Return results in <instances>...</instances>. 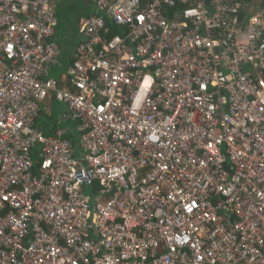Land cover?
<instances>
[{"label": "built area", "instance_id": "1", "mask_svg": "<svg viewBox=\"0 0 264 264\" xmlns=\"http://www.w3.org/2000/svg\"><path fill=\"white\" fill-rule=\"evenodd\" d=\"M53 1L0 0V264H264V8L97 0L64 82Z\"/></svg>", "mask_w": 264, "mask_h": 264}, {"label": "rangeland", "instance_id": "2", "mask_svg": "<svg viewBox=\"0 0 264 264\" xmlns=\"http://www.w3.org/2000/svg\"><path fill=\"white\" fill-rule=\"evenodd\" d=\"M85 4V0H70V2H61L60 7L55 8L54 13L57 12L56 15L60 20L57 31V38L59 39L58 43L60 51H62V53L60 54L59 61L62 62V64L64 65L67 64L66 62L68 59V53L70 54L73 49L75 50L74 46H76V42L78 41L79 36L77 32L79 26V19L77 16H82L79 12L81 10V7ZM53 70L55 71L57 69L53 68ZM51 77H54V72L52 73ZM64 110L65 105L56 101L52 108L54 116H49L47 113L41 114V121H47L48 123H52L53 126L57 125L59 122H63L62 126H65L66 124H73L72 120L62 119V114Z\"/></svg>", "mask_w": 264, "mask_h": 264}, {"label": "crops", "instance_id": "3", "mask_svg": "<svg viewBox=\"0 0 264 264\" xmlns=\"http://www.w3.org/2000/svg\"><path fill=\"white\" fill-rule=\"evenodd\" d=\"M61 2H63V1L62 0H54L53 1V10L54 11H55V8H59L60 7ZM260 8H264V7L261 6ZM91 10L92 9H90V11H89V7H88L87 3L85 5H83L81 7L80 12H79L82 16H77L79 21H80V19L82 17H88L89 16L88 14L91 13ZM95 13H96V9H95ZM54 14H55L56 23H57L56 24V30H55V38H56V42L58 43L59 39L57 38V31H58V26H59V21L60 20H59V18L56 15L57 12H55ZM86 15H88V16H86ZM77 32H78L79 36H78V41L76 42V46L80 42L79 26H78ZM58 45H59V43H58ZM76 46H74V48H76ZM73 51H74V49L72 50V52L70 54L68 53V55H67V58H68L67 62H66L67 64L64 65V64H62V62L59 61L60 66L54 67L57 70H55V71L53 69L51 70L52 73L54 72V77H51L52 73L50 72V75H49L50 78H55V79H58V80L61 79L64 82L66 81V78L68 76L69 67H70L69 65H70V63L73 60ZM61 53H62V51H61ZM55 103H56V100L53 99V98L49 99L48 101H46V103L43 105V110H42L41 114L47 113L49 116L53 117L54 114H53L52 108H53ZM66 110H67V107L65 106V110H64V112L62 114V119L63 120H71V119H65L64 114H65ZM36 123H37V125L39 127L43 128L45 133H47L49 135H57L60 128H66V129H68L67 133H66L67 136H69L68 138H70L73 142L77 143V134H76V131H75V125L76 124H75L74 121H73V124H68V125L66 124L65 126H62L63 122H61V123L59 122L57 125L53 126L52 123H48L47 121L46 122L41 121V115H40L39 118L37 119Z\"/></svg>", "mask_w": 264, "mask_h": 264}, {"label": "trees", "instance_id": "4", "mask_svg": "<svg viewBox=\"0 0 264 264\" xmlns=\"http://www.w3.org/2000/svg\"><path fill=\"white\" fill-rule=\"evenodd\" d=\"M62 1H69L70 2V0H62ZM86 1V3L88 4V7H89V11H90V9H92L91 10V13H89L88 15L89 16H92L94 13H95V9H96V13L94 14V15H98V10H97V6H96V1L97 0H85ZM143 3H145L144 1H143ZM261 6H263L264 7V0H261V2L259 3V2H257V3H251V0H248V7H249V12L247 13V10H246V8L243 6L242 7V10H243V12H242V17L243 18H247V16H250L252 13H254L255 12V10L257 9V8H259V7H261ZM88 15H86V16H88ZM58 17V16H57ZM107 25L109 26L108 27V29H109V31L106 33V32H103V37L105 38V39H110V37L112 36V35H114V34H116V33H118V28L110 21V20H107ZM61 104H63V103H61ZM66 136H67V134H66ZM67 137H69V136H67ZM71 137V136H70Z\"/></svg>", "mask_w": 264, "mask_h": 264}, {"label": "snow or ice", "instance_id": "5", "mask_svg": "<svg viewBox=\"0 0 264 264\" xmlns=\"http://www.w3.org/2000/svg\"><path fill=\"white\" fill-rule=\"evenodd\" d=\"M141 19H143V18H141ZM101 111H103V109H101ZM3 199H4V200H7V199H8V196H6V195L3 196ZM189 210H191V209H189Z\"/></svg>", "mask_w": 264, "mask_h": 264}]
</instances>
